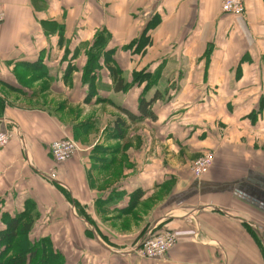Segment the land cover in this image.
<instances>
[{"label": "crops", "instance_id": "0c3cea01", "mask_svg": "<svg viewBox=\"0 0 264 264\" xmlns=\"http://www.w3.org/2000/svg\"><path fill=\"white\" fill-rule=\"evenodd\" d=\"M244 5L0 0V197L34 211L32 239L64 264L263 260L264 0ZM66 137L78 149L55 163ZM166 229L163 257L136 254Z\"/></svg>", "mask_w": 264, "mask_h": 264}, {"label": "built area", "instance_id": "2783aa9c", "mask_svg": "<svg viewBox=\"0 0 264 264\" xmlns=\"http://www.w3.org/2000/svg\"><path fill=\"white\" fill-rule=\"evenodd\" d=\"M221 11L231 15H242L245 12L244 0H221ZM4 13L0 6V23L3 21ZM11 137L8 130H0V149L4 148ZM78 147L76 143L66 137L53 141L49 146L50 155L55 163H62L70 159ZM213 153L208 152L196 158L190 165L192 174L199 178L210 168ZM54 176V173H51ZM176 243V235L173 231L166 229L161 232L144 237L136 247L135 251L143 258L163 257ZM264 246V240H263ZM258 264H264L263 260Z\"/></svg>", "mask_w": 264, "mask_h": 264}, {"label": "rangeland", "instance_id": "374dc122", "mask_svg": "<svg viewBox=\"0 0 264 264\" xmlns=\"http://www.w3.org/2000/svg\"><path fill=\"white\" fill-rule=\"evenodd\" d=\"M1 201H3V199H1L0 197V203H2ZM2 208H4V211H2ZM7 208H9V210L11 211L13 210L11 207H8V206L5 207L4 203L0 204V229L3 227V224H2L3 221L7 222V219L12 218V216H17L19 220V224H22L23 222H31V224L33 223L34 221V218H33L34 211L33 210H31V213H32L31 214L28 211L27 213L26 212H13V211L10 212L7 210ZM33 231L34 230L26 232L25 233L26 237L24 234H19V233L17 234V236L13 239V247L7 252V254L2 259L4 261V264H17L18 258L20 259V257H23V256H24L23 262L19 261L18 264H41L42 263L40 261L43 258V256L41 255L40 242L32 239ZM23 242H24V245H23ZM53 245L50 244V242H48V246H49L48 248V246H46L45 244L46 246L45 251L47 250L49 255H46L47 259L46 261H44V264H46L45 262L47 261H48L47 264H64L65 261L61 260V257H60L61 255L58 251V248H56V246L55 245L53 246ZM23 246L25 247L26 251L19 250V248ZM0 248L3 249V247H0ZM32 250H35L34 252L35 255L29 258L28 252ZM13 259H15V263L13 262ZM56 260H58L57 263H56Z\"/></svg>", "mask_w": 264, "mask_h": 264}, {"label": "trees", "instance_id": "16d2710c", "mask_svg": "<svg viewBox=\"0 0 264 264\" xmlns=\"http://www.w3.org/2000/svg\"><path fill=\"white\" fill-rule=\"evenodd\" d=\"M138 48L141 46V42L137 43ZM149 103H146L145 101L140 102V110L145 115H151V110L149 109L147 112H145L146 105ZM3 227L0 229V264H4V261L2 260L4 256L7 254V252L13 247V239L17 236V234H24L26 237V232L30 231L31 229V222H23L22 224H19V220L17 216H12V218L7 219V222L3 221ZM40 247H41V255L43 256L42 260H40L44 264V261H46L48 254V251H45V247L48 246V240L41 239L40 241ZM46 244V246H45ZM24 245V242H23ZM49 248V246H48ZM19 250L24 251L25 247H20ZM26 251V250H25ZM35 250L28 252V257L31 258L35 255ZM55 254V253H54ZM51 256V255H50ZM24 257V256H23ZM23 257L18 258L17 264L19 261L23 262ZM13 262L15 263V259H13ZM48 262V261H47ZM47 262H45L47 264ZM58 260H56V263Z\"/></svg>", "mask_w": 264, "mask_h": 264}]
</instances>
